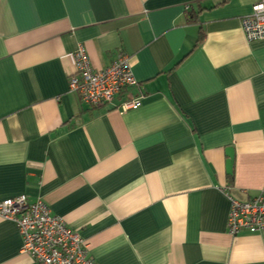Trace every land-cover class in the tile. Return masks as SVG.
<instances>
[{
	"label": "crops",
	"instance_id": "crops-1",
	"mask_svg": "<svg viewBox=\"0 0 264 264\" xmlns=\"http://www.w3.org/2000/svg\"><path fill=\"white\" fill-rule=\"evenodd\" d=\"M259 1L0 0V200L43 198L100 264H264V231L228 232L229 195L264 188ZM80 44L94 69L127 52L137 83L86 103ZM22 245L0 217V264H41Z\"/></svg>",
	"mask_w": 264,
	"mask_h": 264
},
{
	"label": "built area",
	"instance_id": "built-area-1",
	"mask_svg": "<svg viewBox=\"0 0 264 264\" xmlns=\"http://www.w3.org/2000/svg\"><path fill=\"white\" fill-rule=\"evenodd\" d=\"M247 41L264 39V0L253 5L250 14L242 17ZM75 68L69 73L71 90L79 91L83 100L93 106L110 103L125 88L137 83L130 55L121 50L105 67L91 66L83 44L73 54ZM141 97H131L121 104L123 111L138 108ZM228 232L264 231V188L247 199L229 195ZM0 217L11 220L19 228L21 251L41 264H100L89 253L78 230L70 227L62 216L51 212L41 197L29 200L26 194L0 200Z\"/></svg>",
	"mask_w": 264,
	"mask_h": 264
},
{
	"label": "water",
	"instance_id": "water-1",
	"mask_svg": "<svg viewBox=\"0 0 264 264\" xmlns=\"http://www.w3.org/2000/svg\"><path fill=\"white\" fill-rule=\"evenodd\" d=\"M226 151H227V155H228L227 172L229 174H231L233 172V165H234V161H235V150H234V147L229 146V147H227Z\"/></svg>",
	"mask_w": 264,
	"mask_h": 264
}]
</instances>
